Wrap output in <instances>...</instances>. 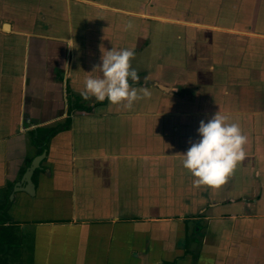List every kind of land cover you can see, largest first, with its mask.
<instances>
[{
    "label": "crops",
    "instance_id": "1",
    "mask_svg": "<svg viewBox=\"0 0 264 264\" xmlns=\"http://www.w3.org/2000/svg\"><path fill=\"white\" fill-rule=\"evenodd\" d=\"M112 48L151 93L131 110L81 96ZM218 111L247 155L195 187ZM0 264H264V0H0Z\"/></svg>",
    "mask_w": 264,
    "mask_h": 264
},
{
    "label": "clouds",
    "instance_id": "2",
    "mask_svg": "<svg viewBox=\"0 0 264 264\" xmlns=\"http://www.w3.org/2000/svg\"><path fill=\"white\" fill-rule=\"evenodd\" d=\"M72 44L73 40L68 39L67 47L74 48ZM134 58V50L129 49L112 48L103 53L101 65L92 71L98 70L100 75L86 79L82 98H95L101 103L107 100L110 104L131 110L135 102L149 97L151 93L147 88L138 91L133 86L140 80L138 72L132 67ZM197 131L200 139L189 142L191 146L182 154V166L195 177V187L218 189L228 182L238 164L246 158L244 146L247 137L238 123H230L228 117L219 111L207 123L200 121Z\"/></svg>",
    "mask_w": 264,
    "mask_h": 264
},
{
    "label": "water",
    "instance_id": "3",
    "mask_svg": "<svg viewBox=\"0 0 264 264\" xmlns=\"http://www.w3.org/2000/svg\"><path fill=\"white\" fill-rule=\"evenodd\" d=\"M2 29L4 31L9 30V24L4 23L2 25ZM33 122L31 121V124ZM21 128H25V125H22ZM46 156V147H43V150L40 154L34 156L31 161L28 163V165L25 168L24 173L22 174L19 181L15 183V185L10 189V193L13 194L17 191H24L28 193L29 195H33L35 192V186L34 182L32 180V174L35 169L39 168L40 162L45 158Z\"/></svg>",
    "mask_w": 264,
    "mask_h": 264
},
{
    "label": "rangeland",
    "instance_id": "4",
    "mask_svg": "<svg viewBox=\"0 0 264 264\" xmlns=\"http://www.w3.org/2000/svg\"><path fill=\"white\" fill-rule=\"evenodd\" d=\"M64 35L65 36H69V32L66 30L65 32H64ZM169 35V36H168ZM167 35V37H168V40H170V38H171V35L170 34H168ZM126 42L127 41H131V36H128V35H126L125 36V39H124ZM159 42H160V40H159ZM171 42L173 43V45H175V41H173V40H171ZM63 46H64V44H62ZM67 45H65V47L64 48H67V49H70V48H68V47H66ZM73 47H75V45L73 44ZM160 47V46H159ZM164 49V48H163ZM137 58V57H136ZM143 57H141V59H142Z\"/></svg>",
    "mask_w": 264,
    "mask_h": 264
},
{
    "label": "flooded vegetation",
    "instance_id": "5",
    "mask_svg": "<svg viewBox=\"0 0 264 264\" xmlns=\"http://www.w3.org/2000/svg\"><path fill=\"white\" fill-rule=\"evenodd\" d=\"M42 150H43V149H42ZM42 150H41V152H42ZM41 152H39V154H40ZM37 155H38V154H37ZM29 162H30V161H29ZM39 167H40V166H39ZM37 169H38V168H37ZM35 170H36V169H35ZM35 170H34V171H35ZM24 171H25V170H24ZM23 173H24V172H23ZM33 173H34V172H33ZM32 175H33V174H32ZM27 194H28V193H27Z\"/></svg>",
    "mask_w": 264,
    "mask_h": 264
},
{
    "label": "trees",
    "instance_id": "6",
    "mask_svg": "<svg viewBox=\"0 0 264 264\" xmlns=\"http://www.w3.org/2000/svg\"><path fill=\"white\" fill-rule=\"evenodd\" d=\"M37 140H38V136H37ZM42 149H43V146H42ZM42 149H41V150H42Z\"/></svg>",
    "mask_w": 264,
    "mask_h": 264
}]
</instances>
